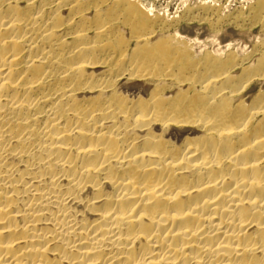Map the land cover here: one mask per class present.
<instances>
[{
    "label": "bare ground",
    "instance_id": "bare-ground-1",
    "mask_svg": "<svg viewBox=\"0 0 264 264\" xmlns=\"http://www.w3.org/2000/svg\"><path fill=\"white\" fill-rule=\"evenodd\" d=\"M195 7L0 0V264H264V39Z\"/></svg>",
    "mask_w": 264,
    "mask_h": 264
},
{
    "label": "rangeland",
    "instance_id": "rangeland-1",
    "mask_svg": "<svg viewBox=\"0 0 264 264\" xmlns=\"http://www.w3.org/2000/svg\"><path fill=\"white\" fill-rule=\"evenodd\" d=\"M143 1L149 5L154 6V9L157 10L158 12L168 14L170 17L173 16V18L181 17L182 15H184L189 7L195 8V11H193V13L197 12L196 11L197 7L195 6H197L202 2H205L206 5H211V6L216 5V7L217 6L220 7L221 8V9L219 8L220 12H222L223 10V12L220 14L221 15L223 14L225 17L222 15L223 17L220 18L219 22L216 23V25L214 24L211 25L213 28L215 27L214 28L215 30L210 26V24L212 23L209 21H211L212 19L210 18L211 20L209 21H204V20L200 21L199 14L196 15L195 20L192 19V20L180 22L179 27L177 28L182 30L186 26H194L195 29L197 30V34H196L197 38L200 41H204L207 48L211 51H222L224 50L225 44L231 43L232 47H230V49L233 52H235L237 55L244 56L248 52L257 49V47L259 46L258 43L259 40L261 41L262 39H264V27L261 22L255 21L256 22L255 23L251 19H246L245 22H238L233 18L238 13L237 10L239 12L242 10V12H244V14L247 15L249 11L248 9L251 7L252 3L255 2L256 0H208V1L207 0L206 1L205 0H185V1L184 0H143ZM226 10L229 12H227ZM231 15L233 16L231 17ZM237 23L238 25H236ZM258 88L259 86L256 84L250 94L253 93L255 94Z\"/></svg>",
    "mask_w": 264,
    "mask_h": 264
}]
</instances>
